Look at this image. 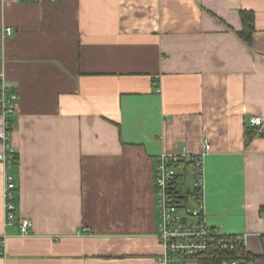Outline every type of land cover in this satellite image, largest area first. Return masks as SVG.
I'll return each mask as SVG.
<instances>
[{"label": "crops", "instance_id": "obj_1", "mask_svg": "<svg viewBox=\"0 0 264 264\" xmlns=\"http://www.w3.org/2000/svg\"><path fill=\"white\" fill-rule=\"evenodd\" d=\"M0 81L18 95L0 264H161L155 163L205 140L206 221L264 264V0H0Z\"/></svg>", "mask_w": 264, "mask_h": 264}, {"label": "built area", "instance_id": "obj_2", "mask_svg": "<svg viewBox=\"0 0 264 264\" xmlns=\"http://www.w3.org/2000/svg\"><path fill=\"white\" fill-rule=\"evenodd\" d=\"M11 31L10 27L5 29L7 34ZM17 99L13 84L0 81V164L3 167L2 206L6 225L14 222L16 214V183L9 169L16 159V151L11 144L10 116L16 109ZM248 125L258 131L264 130V121L259 116L250 117ZM208 151L209 143L205 140L197 153L184 148L174 154L161 153L155 163V236L162 248L157 256L161 264H177L183 258L222 251L236 254L225 264H244V242L238 246L235 240L217 232L206 221L204 162ZM180 176H184L183 185H180ZM30 227L31 221L22 217L20 234L28 235ZM3 254L4 237L1 235L0 256Z\"/></svg>", "mask_w": 264, "mask_h": 264}, {"label": "trees", "instance_id": "obj_3", "mask_svg": "<svg viewBox=\"0 0 264 264\" xmlns=\"http://www.w3.org/2000/svg\"><path fill=\"white\" fill-rule=\"evenodd\" d=\"M242 19V30L238 33L239 36L247 43H250L251 37L254 31V14L252 11L242 10L241 11ZM184 176H180V185H183ZM228 238H231L236 241V243L241 245L242 240L237 238L234 235H225ZM243 245V244H242ZM245 261L244 264H253L257 256L253 255L250 251L244 248ZM236 257L234 252H218L213 254H199L195 258L198 264H222L228 263L231 258ZM264 259V254L261 256Z\"/></svg>", "mask_w": 264, "mask_h": 264}, {"label": "rangeland", "instance_id": "obj_4", "mask_svg": "<svg viewBox=\"0 0 264 264\" xmlns=\"http://www.w3.org/2000/svg\"><path fill=\"white\" fill-rule=\"evenodd\" d=\"M190 207H193L192 205H190Z\"/></svg>", "mask_w": 264, "mask_h": 264}]
</instances>
